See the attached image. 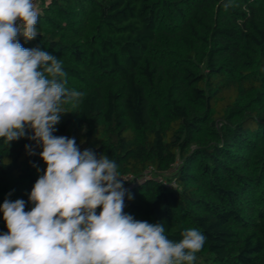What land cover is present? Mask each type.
<instances>
[{"label": "trees", "instance_id": "trees-1", "mask_svg": "<svg viewBox=\"0 0 264 264\" xmlns=\"http://www.w3.org/2000/svg\"><path fill=\"white\" fill-rule=\"evenodd\" d=\"M226 2L42 0L38 35L18 39L84 93L54 135L116 162L125 213L176 242L199 229L194 264H264V0ZM27 135L0 139V205L25 211L46 168Z\"/></svg>", "mask_w": 264, "mask_h": 264}, {"label": "clouds", "instance_id": "clouds-1", "mask_svg": "<svg viewBox=\"0 0 264 264\" xmlns=\"http://www.w3.org/2000/svg\"><path fill=\"white\" fill-rule=\"evenodd\" d=\"M40 14L35 0H0V139L9 145L30 130L46 164L28 197L31 210L23 199L0 205L7 228L0 264H194L207 239L199 229L176 242L162 223L134 219L124 212L126 194L133 197L116 162L54 135L70 112L64 106H78L84 93L66 87L62 60L19 42L36 38Z\"/></svg>", "mask_w": 264, "mask_h": 264}, {"label": "rangeland", "instance_id": "rangeland-1", "mask_svg": "<svg viewBox=\"0 0 264 264\" xmlns=\"http://www.w3.org/2000/svg\"><path fill=\"white\" fill-rule=\"evenodd\" d=\"M38 6H39V8L41 9V2L38 3ZM40 150H42V149H40Z\"/></svg>", "mask_w": 264, "mask_h": 264}, {"label": "built area", "instance_id": "built-area-1", "mask_svg": "<svg viewBox=\"0 0 264 264\" xmlns=\"http://www.w3.org/2000/svg\"><path fill=\"white\" fill-rule=\"evenodd\" d=\"M42 0H35V3H39V2H41Z\"/></svg>", "mask_w": 264, "mask_h": 264}, {"label": "crops", "instance_id": "crops-1", "mask_svg": "<svg viewBox=\"0 0 264 264\" xmlns=\"http://www.w3.org/2000/svg\"><path fill=\"white\" fill-rule=\"evenodd\" d=\"M38 5V3H36ZM39 7V6H38ZM40 9V8H39Z\"/></svg>", "mask_w": 264, "mask_h": 264}]
</instances>
